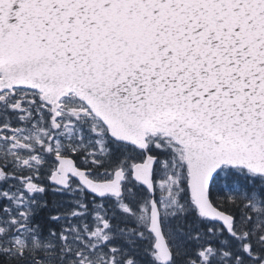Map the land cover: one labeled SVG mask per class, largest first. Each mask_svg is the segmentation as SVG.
Here are the masks:
<instances>
[{"label": "snow or ice", "instance_id": "6c2138e0", "mask_svg": "<svg viewBox=\"0 0 264 264\" xmlns=\"http://www.w3.org/2000/svg\"><path fill=\"white\" fill-rule=\"evenodd\" d=\"M0 264H264V0H0Z\"/></svg>", "mask_w": 264, "mask_h": 264}]
</instances>
